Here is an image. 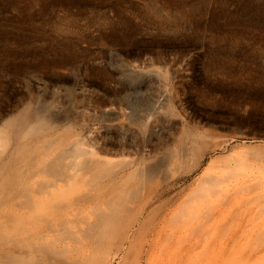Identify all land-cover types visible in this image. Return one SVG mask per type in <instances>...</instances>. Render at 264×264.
I'll use <instances>...</instances> for the list:
<instances>
[{
    "label": "rangeland",
    "instance_id": "rangeland-1",
    "mask_svg": "<svg viewBox=\"0 0 264 264\" xmlns=\"http://www.w3.org/2000/svg\"><path fill=\"white\" fill-rule=\"evenodd\" d=\"M167 102L190 122L170 119ZM107 105L127 111L123 127L112 124L105 137L131 141L135 121L144 122L147 163L161 161L182 130L215 131L233 151L262 152L264 0H0V125L44 107L42 114L66 112L101 133ZM159 137L165 148L155 147ZM262 163L237 170L260 184L237 196L252 194L245 204H256L255 226L240 231L238 264H264Z\"/></svg>",
    "mask_w": 264,
    "mask_h": 264
},
{
    "label": "bare ground",
    "instance_id": "bare-ground-1",
    "mask_svg": "<svg viewBox=\"0 0 264 264\" xmlns=\"http://www.w3.org/2000/svg\"><path fill=\"white\" fill-rule=\"evenodd\" d=\"M172 104L166 115L190 122ZM110 106L94 122L101 133L53 110L28 108L2 122L0 264H238L241 228L254 225L256 204L245 202L260 184L237 170L262 163L264 148L247 149L254 157L215 131L182 130L161 161L147 163L143 121L131 141L105 137L126 123L127 110ZM162 139L155 147L165 148Z\"/></svg>",
    "mask_w": 264,
    "mask_h": 264
}]
</instances>
